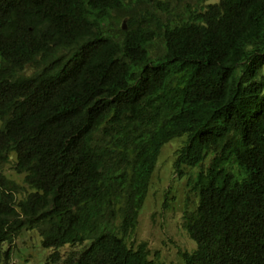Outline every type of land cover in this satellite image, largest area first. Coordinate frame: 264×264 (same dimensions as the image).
Instances as JSON below:
<instances>
[{"label": "trees", "instance_id": "1", "mask_svg": "<svg viewBox=\"0 0 264 264\" xmlns=\"http://www.w3.org/2000/svg\"><path fill=\"white\" fill-rule=\"evenodd\" d=\"M166 11L0 0V264L24 230L50 250L44 264L84 243L65 264H163L126 240L176 138L173 174L194 169L197 197L183 263L264 264V0ZM10 154L31 189L21 198L2 172Z\"/></svg>", "mask_w": 264, "mask_h": 264}, {"label": "rangeland", "instance_id": "2", "mask_svg": "<svg viewBox=\"0 0 264 264\" xmlns=\"http://www.w3.org/2000/svg\"><path fill=\"white\" fill-rule=\"evenodd\" d=\"M216 1L218 0H162L168 8V11L163 12L162 15L167 16L168 19L184 18L188 10H199L206 3ZM152 5L156 11L160 10L158 3L154 2ZM146 7V5L141 6L138 10L142 12ZM125 20L120 18L121 23ZM259 76L264 79V66ZM181 143L182 139L176 138L161 148L144 204L138 215L136 228L126 240L127 244L133 247L141 241L145 242L149 258L157 263L184 264L181 253L189 252L195 247V242L182 226L184 205L187 204V210L191 211L197 202L196 195L188 190L186 181L188 178L186 176L188 174L193 176L195 170L183 169L185 176L179 178L174 176L172 170L173 153ZM14 161L15 155L10 154V161L3 166L2 172L23 188L22 193L17 195V198H21L31 189L24 184L23 174H18L13 169ZM194 168L197 171L198 165ZM85 245L86 243L62 247L57 251L59 261L55 264H65L63 259L70 254V251L76 253ZM49 251L40 247L36 231L24 230L13 242V254L8 264H44Z\"/></svg>", "mask_w": 264, "mask_h": 264}, {"label": "water", "instance_id": "3", "mask_svg": "<svg viewBox=\"0 0 264 264\" xmlns=\"http://www.w3.org/2000/svg\"><path fill=\"white\" fill-rule=\"evenodd\" d=\"M123 24H124V22H123ZM125 26L123 25V28H124Z\"/></svg>", "mask_w": 264, "mask_h": 264}, {"label": "bare ground", "instance_id": "4", "mask_svg": "<svg viewBox=\"0 0 264 264\" xmlns=\"http://www.w3.org/2000/svg\"><path fill=\"white\" fill-rule=\"evenodd\" d=\"M123 23V22H122Z\"/></svg>", "mask_w": 264, "mask_h": 264}]
</instances>
